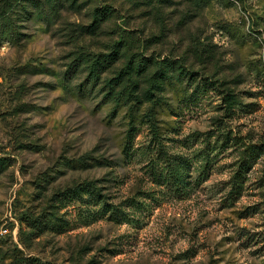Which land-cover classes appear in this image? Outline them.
Instances as JSON below:
<instances>
[{"label":"rangeland","instance_id":"rangeland-1","mask_svg":"<svg viewBox=\"0 0 264 264\" xmlns=\"http://www.w3.org/2000/svg\"><path fill=\"white\" fill-rule=\"evenodd\" d=\"M4 9L0 264H264V0Z\"/></svg>","mask_w":264,"mask_h":264},{"label":"trees","instance_id":"trees-1","mask_svg":"<svg viewBox=\"0 0 264 264\" xmlns=\"http://www.w3.org/2000/svg\"><path fill=\"white\" fill-rule=\"evenodd\" d=\"M10 8V7H9ZM12 16L11 13L9 12V9H4L0 11V28H4V27H11V23H12ZM7 29L5 28L4 31H7ZM14 35V34H13Z\"/></svg>","mask_w":264,"mask_h":264}]
</instances>
